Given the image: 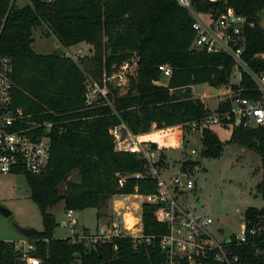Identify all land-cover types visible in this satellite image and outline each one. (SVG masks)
Masks as SVG:
<instances>
[{
    "label": "trees",
    "instance_id": "1",
    "mask_svg": "<svg viewBox=\"0 0 264 264\" xmlns=\"http://www.w3.org/2000/svg\"><path fill=\"white\" fill-rule=\"evenodd\" d=\"M194 2L205 11L224 5V1ZM228 4L257 22L258 27L249 31L246 58L255 69H264L263 64L251 60L264 49V31L259 25L264 0H228ZM7 11L0 31V53L12 59L14 105L39 119L59 121L61 126V131L52 135L46 170L24 174L29 197L41 215L42 229L29 228L25 236L37 240L33 254L40 259L39 264H159L163 254L157 244L136 249L130 238H119L87 246L71 236L54 237L58 223L49 209L62 201L65 211L98 210L115 195L155 192V177L134 175L145 169L147 160L119 149L110 129L125 123L133 133L143 134L141 139L150 140L160 137L149 133L154 123L161 128L201 119L210 109L194 96L192 86L228 84L232 58L191 48L193 18L176 0H28L24 6H9V0H0V15ZM41 24L62 48L87 43L92 55L81 59L85 68L77 59L57 55L56 50L34 51L32 31ZM125 60L131 65L126 90L112 88L108 100L87 105L84 91L88 77L97 78L103 70L111 72ZM161 63L172 67L167 86L157 83ZM242 84L248 87L245 96H259L249 76H244ZM201 135V156H220L225 144L216 131L204 126ZM228 142L260 156L262 178L256 188L264 198V126L234 127ZM195 163L187 160L183 165ZM73 171L78 180L70 179ZM123 176L126 183L121 186ZM154 208L151 203L143 205L147 234L166 232L155 220ZM244 217L249 227L260 225L264 223V208L249 206ZM247 255L251 264H264V255L253 250ZM0 264L27 263L18 259L14 241L0 239Z\"/></svg>",
    "mask_w": 264,
    "mask_h": 264
},
{
    "label": "built area",
    "instance_id": "2",
    "mask_svg": "<svg viewBox=\"0 0 264 264\" xmlns=\"http://www.w3.org/2000/svg\"><path fill=\"white\" fill-rule=\"evenodd\" d=\"M176 1L193 18L195 35L191 48L230 56L234 62L236 81L226 85V91L219 95L216 109L210 110L201 119L161 128L154 123V133L160 136L159 139L143 140L141 135L133 133L125 123L113 126L110 132L115 137L117 147L137 153L147 160L145 169L134 175L155 177L156 191L148 194H123L120 203L113 208V216L97 222L94 231L82 227L78 229L72 209L66 210V223L71 228L72 240L83 241L87 246L119 238H130L136 249L142 245L157 244L163 254L159 264H251L247 255L249 250L258 256L264 255V223L249 227L244 220L239 232L217 238L211 230L214 219L197 211L202 202L197 201L193 205L184 199V195L196 187L195 180L189 174L192 167L182 164L177 172L166 174L169 167L163 162L162 153L164 147L190 141L204 126H264V69H255L246 58L249 31L256 29L258 24L229 5L228 0H203L224 1L223 7L206 11L198 9L194 0ZM15 3L17 0H9V6ZM7 13L0 15V31ZM259 25L264 31V19ZM63 54L73 58L67 50ZM251 60L264 65V49L256 52ZM159 70L161 78L157 83L168 81L172 76V67L167 63L159 64ZM12 73L11 57L0 53V174L40 173L46 170L49 163L52 135L61 131L60 122L39 119L37 115L14 105ZM130 73V62L125 60L111 72L103 70L97 78L88 77L84 91L85 103L92 105L100 99L108 100L112 88H119L123 92L129 85ZM245 75L255 84L258 97L244 95L248 89L242 84ZM124 128L127 129V135L123 138ZM201 150L193 147L191 153H201ZM119 183L121 186L126 183L125 176ZM144 203L155 205V220L165 226L166 232L145 233ZM127 217H130V223ZM36 241L26 237L14 241L20 261L27 264L40 263V259L33 254Z\"/></svg>",
    "mask_w": 264,
    "mask_h": 264
},
{
    "label": "rangeland",
    "instance_id": "3",
    "mask_svg": "<svg viewBox=\"0 0 264 264\" xmlns=\"http://www.w3.org/2000/svg\"><path fill=\"white\" fill-rule=\"evenodd\" d=\"M16 4L24 6L27 0H17ZM32 38V48L37 53H50L60 46L54 35L48 33L44 24L33 29ZM63 50L72 54L73 59H77L83 68L85 64L81 59L85 61V57L92 55V50L87 43L63 47ZM233 80L236 81V78ZM194 91L196 96L201 97L211 109L217 105L219 96L209 91L208 84L194 85ZM204 94L209 96L204 98ZM212 129L225 144L222 154L218 157H202L200 152L192 154L191 149L199 148L201 145L199 138H193L187 143L170 148L164 147L163 152L169 167L166 174L177 172L184 161H196L189 171L196 182V187L193 191L186 193L184 199L193 205L201 199L202 203L197 207V211L210 215L214 219L211 230L217 238H223L229 233L240 231L244 224L245 211L249 206L264 208V198L256 188L262 178L261 158L251 149L228 142L232 126L214 125ZM163 143L166 142L163 141ZM70 179L78 180V173L73 171ZM29 194L30 190L24 174H0V206L10 211L8 216L0 212V239L23 236L20 235L16 226L42 229L39 209ZM49 210L54 213L58 223L54 229V237L72 236L69 224L66 223L65 227L62 225V222H68L62 201ZM97 211L101 216H105L106 220L111 218L113 216L112 200L98 210L86 208L74 211L73 217L77 220L78 229L85 226L90 231H94L99 220Z\"/></svg>",
    "mask_w": 264,
    "mask_h": 264
},
{
    "label": "crops",
    "instance_id": "4",
    "mask_svg": "<svg viewBox=\"0 0 264 264\" xmlns=\"http://www.w3.org/2000/svg\"><path fill=\"white\" fill-rule=\"evenodd\" d=\"M263 12H262V15H261V20H263L264 18H263ZM84 42H79V43H77V44H74V45H72V46H69V47H73V46H75V45H80V44H83ZM233 71H234V67H233ZM233 71H232V74H231V77H230V82L229 83H234V81L235 80H233L234 78H236V77H234V74H233ZM232 76H233V79H232ZM168 82H169V80L168 81H163V83L161 82V83H158V84H160V85H165V86H167L168 85ZM228 83V84H229ZM202 84H204V83H202ZM206 84H208V83H206ZM226 85L227 84H225V85H222V86H220V87H215V86H212V85H210V84H208V86H209V91H211V93H213V94H215V95H217V96H219V95H221L224 91H226ZM192 89H193V92H194V96L195 97H197L196 96V94H195V91H194V85L192 86ZM215 89H217V90H215ZM208 97L209 95L207 94H204V98L205 97ZM204 103H205V105H206V107L207 108H209L210 110H214V109H216V107H217V105H218V103H219V99H218V102H217V105L214 107V108H210V107H208L207 106V104H206V102L201 98V97H199ZM149 133H154V129H153V127H152V130H151V132H149ZM139 135H143V134H139ZM199 138V141L201 142V145H200V147L199 148H202V135H201V131L199 132H196L195 133V137H194V139H198ZM191 141V140H190ZM187 142H189V141H187ZM186 142V143H187ZM167 148H170V147H167ZM165 150V149H164ZM163 155H165V153L163 152L162 153ZM163 162L166 164V155H165V157L163 158ZM185 162V161H184ZM183 162V163H184ZM182 163V164H183ZM168 166V165H167ZM189 167H194V166H189ZM260 171H262V167L260 168ZM260 182V181H259ZM258 182V183H259ZM133 194V193H132ZM123 197V194L122 195H120V196H118V195H115L111 200H112V214H113V208H114V206L116 205V204H119L120 203V199ZM201 200V199H200ZM199 200V201H200ZM198 201V202H199ZM202 201H200V203H201ZM65 210V209H64ZM74 211H81V210H74ZM65 213H66V211H65ZM97 214V213H96ZM66 215V214H65ZM99 220H98V222L99 221H102V220H106V217L105 216H99V217H97ZM103 218V219H102ZM64 223L66 224V221H64V222H62V225L65 227L66 225H64ZM83 228H86V229H89V228H87V227H85V226H82ZM20 235H22L21 233H20ZM23 238H25V236H20V237H16V238H5L6 240H8V241H16V240H20V239H23ZM5 239H3V240H5Z\"/></svg>",
    "mask_w": 264,
    "mask_h": 264
},
{
    "label": "water",
    "instance_id": "5",
    "mask_svg": "<svg viewBox=\"0 0 264 264\" xmlns=\"http://www.w3.org/2000/svg\"><path fill=\"white\" fill-rule=\"evenodd\" d=\"M63 48L62 47H57L56 48V54L57 55H61L63 54ZM217 90V89H215ZM127 135V129L124 128L123 130V138ZM202 201V200H200ZM199 201V203H200ZM0 212L3 213L5 216H8L10 214V211H8L7 209L3 208L2 206H0ZM17 230L23 235V236H28L29 234V228H24V227H20V226H16Z\"/></svg>",
    "mask_w": 264,
    "mask_h": 264
},
{
    "label": "bare ground",
    "instance_id": "6",
    "mask_svg": "<svg viewBox=\"0 0 264 264\" xmlns=\"http://www.w3.org/2000/svg\"><path fill=\"white\" fill-rule=\"evenodd\" d=\"M127 222L130 223L131 222V219L130 217H127Z\"/></svg>",
    "mask_w": 264,
    "mask_h": 264
}]
</instances>
